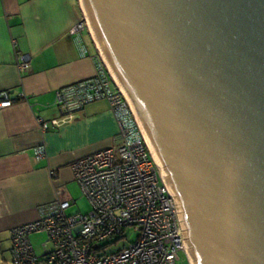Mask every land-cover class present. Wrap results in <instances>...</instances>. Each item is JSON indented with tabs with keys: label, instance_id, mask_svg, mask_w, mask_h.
<instances>
[{
	"label": "water",
	"instance_id": "95a60500",
	"mask_svg": "<svg viewBox=\"0 0 264 264\" xmlns=\"http://www.w3.org/2000/svg\"><path fill=\"white\" fill-rule=\"evenodd\" d=\"M192 264H264V0H80Z\"/></svg>",
	"mask_w": 264,
	"mask_h": 264
},
{
	"label": "built area",
	"instance_id": "2783aa9c",
	"mask_svg": "<svg viewBox=\"0 0 264 264\" xmlns=\"http://www.w3.org/2000/svg\"><path fill=\"white\" fill-rule=\"evenodd\" d=\"M82 57L93 61L92 77L62 87L55 92L58 116L37 117L42 132L71 122L83 108L105 101L118 127L114 144L70 163L90 209L87 213H67L73 201L57 199L39 208L36 220L10 231L12 264H192L178 220L174 199L161 177V168L142 130L128 97L111 74L90 34L84 13L69 30ZM94 45L89 52L84 35ZM15 45V42H13ZM29 57L16 53L19 73L29 69ZM24 93L0 91V110L10 107ZM45 157L43 146L33 148V160ZM51 177H57L55 171ZM137 234L134 242L107 253L108 247L125 240V231ZM45 233L43 253L34 250L30 235ZM183 255V256H182Z\"/></svg>",
	"mask_w": 264,
	"mask_h": 264
},
{
	"label": "crops",
	"instance_id": "0c3cea01",
	"mask_svg": "<svg viewBox=\"0 0 264 264\" xmlns=\"http://www.w3.org/2000/svg\"><path fill=\"white\" fill-rule=\"evenodd\" d=\"M82 13L78 0H0V91L25 95L0 110V264L10 254L11 229L36 220L41 206L70 199L72 213L70 188L78 183L70 163L112 146L118 132L105 101L86 105L59 128L42 132L36 121L58 116L56 90L95 73L68 34ZM84 39L93 52L90 36ZM16 53L29 57L25 73L16 68ZM36 146L45 149L39 162L33 160Z\"/></svg>",
	"mask_w": 264,
	"mask_h": 264
},
{
	"label": "rangeland",
	"instance_id": "374dc122",
	"mask_svg": "<svg viewBox=\"0 0 264 264\" xmlns=\"http://www.w3.org/2000/svg\"><path fill=\"white\" fill-rule=\"evenodd\" d=\"M78 1H79L81 8H82V11H83L81 1L80 0H78ZM83 13H84V11H83ZM84 15H85V13H84ZM70 192L74 195V199L76 202V204L71 208L70 212H72V213H74V212L87 213V211H89L90 208H89L87 200H86L85 196L82 194L78 184H76L75 186L73 185L70 188ZM136 236H137V234L133 231L132 228H127L125 231L126 239L125 240L119 239L118 244L116 246L108 247L106 252L112 253V252L116 251L117 248H120V247L126 245L128 242H134L136 239ZM29 238H30L31 244H32V246H33V248L37 254L43 253L48 247H50L49 244L45 248L42 246V243L47 240L45 233H33L30 235ZM5 264H12L11 254H7ZM178 264H188V262L186 260H183L182 262H179Z\"/></svg>",
	"mask_w": 264,
	"mask_h": 264
}]
</instances>
